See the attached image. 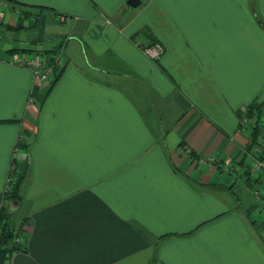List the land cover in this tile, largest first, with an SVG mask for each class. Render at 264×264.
I'll return each mask as SVG.
<instances>
[{"label":"crops","instance_id":"obj_1","mask_svg":"<svg viewBox=\"0 0 264 264\" xmlns=\"http://www.w3.org/2000/svg\"><path fill=\"white\" fill-rule=\"evenodd\" d=\"M126 2L0 0L6 264H262L264 129L248 150L238 125L264 98V0ZM31 51L62 71L7 63Z\"/></svg>","mask_w":264,"mask_h":264},{"label":"built area","instance_id":"obj_2","mask_svg":"<svg viewBox=\"0 0 264 264\" xmlns=\"http://www.w3.org/2000/svg\"><path fill=\"white\" fill-rule=\"evenodd\" d=\"M143 54L150 60L152 61H157L159 60L160 56L163 53V47L159 43H153L149 46H146L142 48ZM61 52L57 54L56 57H54V64L52 66L47 65L46 61L49 59L47 57L41 58L40 61H37L36 59H30L27 56H15L9 58L7 63L11 66H17L21 68H26L30 70L34 76L35 79H37L39 82L44 83L48 81V76L52 73V71L56 68H62L64 65V61L61 58ZM245 112L244 110L242 111V115L239 120V125H238V132H242L245 129H248L251 127V124L253 123V119L249 117L248 115H244ZM263 120H264V115H263ZM261 121V118L259 119ZM262 122L258 123V127H263ZM264 129V128H263ZM264 138V135H262ZM261 145L264 147V141L261 140ZM20 152V149L18 147L15 148L13 154ZM262 155L259 154L256 156L255 160L251 163L253 166V170L257 173L259 170L263 171L264 173V157H261ZM212 160L209 159L207 161H203L204 164L210 163ZM213 163V162H211ZM14 170L13 165L10 168L11 173L9 176L6 178V184L5 188H3L2 192L0 193V215L3 214V208L5 204V197L6 195H9L12 191L13 184L15 182V177L12 176V172ZM255 195L260 196V192H255ZM263 206H264V198H263ZM1 225V223H0ZM14 246H18L20 243V237L19 234L16 233L15 237L13 239Z\"/></svg>","mask_w":264,"mask_h":264},{"label":"trees","instance_id":"obj_3","mask_svg":"<svg viewBox=\"0 0 264 264\" xmlns=\"http://www.w3.org/2000/svg\"><path fill=\"white\" fill-rule=\"evenodd\" d=\"M258 23L260 25H262L261 21H258ZM46 55H51L46 53ZM45 55V56H46ZM49 58L46 63L49 66H52L54 64V60H52V57H47ZM63 68V67H62ZM62 68L59 69V71H62ZM60 71V72H61ZM58 75L56 76L57 79ZM53 80L50 85H52L54 83ZM245 114L244 115H248L249 117H251L253 119V124L254 126L252 127V130L249 134V148L248 150L253 148V144L255 143V140L257 138V135L259 133V129H258V123H259V119L264 115V98L253 102L252 104H250L247 108L244 109ZM243 116L242 113L240 114V117ZM263 157V156H261ZM18 182V180H16L15 184L13 185L12 191H11V195L15 196L16 192H17V185L16 183ZM16 185V186H15ZM0 264H6V261L9 259L10 255L15 251V249L17 248L16 246H14L13 243V239L15 237V233L12 229V227L10 226V224L4 222V216L0 215Z\"/></svg>","mask_w":264,"mask_h":264},{"label":"rangeland","instance_id":"obj_4","mask_svg":"<svg viewBox=\"0 0 264 264\" xmlns=\"http://www.w3.org/2000/svg\"><path fill=\"white\" fill-rule=\"evenodd\" d=\"M27 12H29V11H27ZM19 14H21V15H25V16H27V14L26 13H24V14H22L21 12L19 13ZM7 23V22H6ZM5 27H8V25L7 24H4V27H1L0 26V39L1 38H5V34H6V32H7V30H6V28ZM10 27V26H9ZM50 40L51 39H49V40H47V41H44V44L43 45H45V49H48V50H57V49H60V43H61V41H58V40H55L54 39V43L52 44V45H50L49 46V43H50ZM15 56H19V57H22V56H26L25 55V53L24 52H21V53H18V54H15V55H11L10 56V58L11 57H15ZM28 58H30V59H36L37 61H40V59L43 57L42 55H39V54H37V53H35L34 51H31V52H29L28 53V56H27ZM9 60V59H8ZM59 69L60 68H56V69H54L53 71L54 72H58L59 71ZM37 80V79H36ZM38 81V80H37ZM41 83V82H40ZM48 82H44L43 84H47ZM259 122H262L263 124L262 125H264V120H263V116L261 117V121H259ZM254 126V124L252 123L251 124V127H249L248 128V133L250 134V132H251V130H252V127ZM264 128V126L263 127H258V131H259V133H260V130L261 129H263ZM248 134V135H249ZM257 139V138H256ZM263 138H261V140H262ZM259 144H261V142L259 143ZM211 162H213V161H211ZM210 162V164L209 165H215V163H211ZM201 163H204L203 161H201ZM220 168L222 169V170H224L225 172H227L228 170H229V168H228V165L227 164H224V165H220ZM249 171H250V173L252 174V175H254V174H256V172L253 170V166H252V164H250V168H249ZM257 173H260L261 175H263L262 173H263V171H261V170H259ZM226 179H227V175H224V176H222L221 178H220V182L221 183H224V184H228V186H230V185H232V183L231 182H227L226 181ZM241 188V187H240ZM233 191H234V193H239L238 192V187H237V185L235 186V188L233 189ZM253 193V195H254V191L252 192ZM240 199H241V196H240ZM12 203H13V205L15 206V203L13 202V201H11ZM240 202H241V200H240ZM14 206H12V207H14ZM11 206H9L8 207V209L6 210V211H9V213H11L15 208H12ZM11 225H14L13 223H10V226ZM12 227V226H11ZM13 228V227H12ZM16 229V228H15Z\"/></svg>","mask_w":264,"mask_h":264},{"label":"snow or ice","instance_id":"obj_5","mask_svg":"<svg viewBox=\"0 0 264 264\" xmlns=\"http://www.w3.org/2000/svg\"><path fill=\"white\" fill-rule=\"evenodd\" d=\"M138 0H129L130 4L137 3ZM2 114H3V87L0 85V120H2ZM264 264V262H262Z\"/></svg>","mask_w":264,"mask_h":264},{"label":"water","instance_id":"obj_6","mask_svg":"<svg viewBox=\"0 0 264 264\" xmlns=\"http://www.w3.org/2000/svg\"><path fill=\"white\" fill-rule=\"evenodd\" d=\"M126 4H127L129 7H131V8H136V7H138V6L140 5V0H138V2H137V3H134V4H130V3H129V0H127ZM263 29H264V27H263Z\"/></svg>","mask_w":264,"mask_h":264}]
</instances>
